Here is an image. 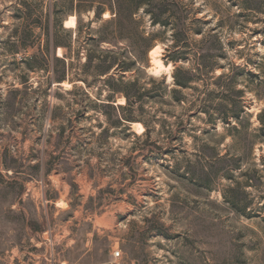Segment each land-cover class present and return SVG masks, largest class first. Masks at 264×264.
<instances>
[{"label":"rangeland","instance_id":"obj_1","mask_svg":"<svg viewBox=\"0 0 264 264\" xmlns=\"http://www.w3.org/2000/svg\"><path fill=\"white\" fill-rule=\"evenodd\" d=\"M18 1L0 0V264H264L263 135L246 165L252 181L247 186L243 172L238 170L232 182L222 165L210 159L216 145L221 155L242 152L229 151L231 137L219 141L223 123L214 129L188 103L146 104L140 114L152 124L150 134L134 123L104 133L108 121L96 103L107 95L104 85L96 83L88 94L83 82H76L83 90L74 92L69 81L50 85L47 70L26 63L32 51L13 53ZM191 1L193 18L203 21V30L213 28L219 18L211 5ZM38 2L44 7L55 3V14L66 27H76L77 19L84 24L72 48L77 52L81 47L83 63L86 25L96 28L103 21L96 20L93 10L75 11L70 0ZM210 2L236 12L242 0ZM109 17V12L103 15ZM145 17L163 65L154 61L151 50L146 72L164 75L172 84L175 65L167 63L168 42L161 39L170 33ZM219 31L227 52L221 58L225 69L235 64L259 75L239 73L236 83L238 88L251 86L243 99L253 131L264 109V64L257 66L264 62V13L246 11L236 27ZM64 53L57 50L58 56ZM17 87L21 90L13 91ZM185 93L193 98L194 91ZM147 139L159 148L143 151ZM3 160L19 173L7 169ZM235 182L242 187L237 189ZM226 196L234 198V205Z\"/></svg>","mask_w":264,"mask_h":264},{"label":"trees","instance_id":"obj_2","mask_svg":"<svg viewBox=\"0 0 264 264\" xmlns=\"http://www.w3.org/2000/svg\"><path fill=\"white\" fill-rule=\"evenodd\" d=\"M204 1L206 5H211V10L219 18L214 27L208 30H203L200 18H193L195 8L189 7L193 3L191 0L187 5L183 0H70L75 11L82 7L88 11L93 10L96 20L103 21L96 28L90 22L86 25L88 36L87 42L82 46L85 56L82 63L80 54L83 51H80V45L77 52L72 50L75 39L82 35L84 24L81 20L77 19L76 27H66L64 20L55 14V3L44 7L43 2L38 0H19L16 19L20 24L15 30L18 44L13 53L32 51L26 58V63L30 69L47 70L50 73V85L69 81L74 83V89L71 90L74 92L83 90L76 83L83 82L86 94L90 93L96 83L104 85L108 89L107 95L105 99L97 98L101 101L96 102L100 103L99 108L108 121L104 133L114 127L130 128L133 123L141 122L145 132L150 134L152 124L140 114L148 103L161 106L188 103V108H192L197 114H205L214 124V129L218 122H222L225 132L220 134L219 141L231 137L233 144L229 151L237 148L242 152L221 155L217 145L212 148L205 144L204 148L217 150L210 159L222 165V173L226 178L236 181V172L240 170L247 176L246 185L251 186L246 165L251 153L253 154L257 138L261 134L264 138V109L258 114L260 126L251 131L253 122L243 99L251 86L249 83L244 88L236 86L238 74L247 71L235 64H230L228 71L225 69L221 58L227 52L219 29L225 26L236 27L239 18L246 11L264 13V0H242L236 12H232L231 6L223 7L218 2L212 4L210 0ZM106 12L110 13V17L104 20ZM145 16L150 18L151 25L161 26L164 33H170L169 37L161 39L168 42L167 63L171 61L175 65L172 84L167 82L164 75L158 77L146 72L148 54L155 47L157 38L155 33L147 31ZM36 29H40V32H36ZM192 33L201 35L202 38L194 41ZM41 37L44 42L37 44ZM59 48L65 50L61 56L57 55ZM76 60L80 64L79 70H76ZM263 64L261 62L257 66L261 68ZM220 68L223 72L216 75ZM247 74L259 76L251 71ZM142 75L146 76L145 81ZM23 83L32 90L36 88L29 80ZM20 90L17 87L13 91ZM186 90L194 91L193 98L188 97ZM118 97L124 98L125 102L118 103ZM155 117L152 118L158 119ZM146 141L143 151L149 152L151 147L159 148L157 142L150 139ZM133 158L131 156L128 159L129 167ZM3 164L15 174L19 173L8 162L3 160ZM37 166H41V163ZM235 185L237 189L242 187L239 182H235ZM226 199L229 204L234 205V198L226 196Z\"/></svg>","mask_w":264,"mask_h":264},{"label":"bare ground","instance_id":"obj_3","mask_svg":"<svg viewBox=\"0 0 264 264\" xmlns=\"http://www.w3.org/2000/svg\"><path fill=\"white\" fill-rule=\"evenodd\" d=\"M72 21H73V23H75V21H76V16L73 17ZM158 48H159V45L155 46V47L152 49V51H151V55H152L154 61H156L160 66H163L162 63H161V61L156 57V54H158V53H157V52H158ZM166 67H167V66H166ZM170 77H173V76L171 75ZM170 79H171V78H170ZM134 124L137 125V126L139 125V126L142 127V128H145L144 125H143V123H141V122H135ZM140 127H139V128H140Z\"/></svg>","mask_w":264,"mask_h":264},{"label":"built area","instance_id":"obj_4","mask_svg":"<svg viewBox=\"0 0 264 264\" xmlns=\"http://www.w3.org/2000/svg\"><path fill=\"white\" fill-rule=\"evenodd\" d=\"M117 255H120V252L119 251L117 252Z\"/></svg>","mask_w":264,"mask_h":264}]
</instances>
